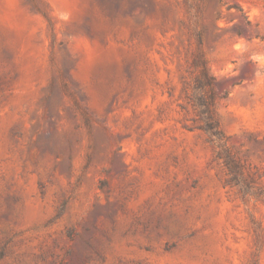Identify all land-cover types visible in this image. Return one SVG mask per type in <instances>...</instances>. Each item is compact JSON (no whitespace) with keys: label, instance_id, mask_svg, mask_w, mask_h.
I'll return each instance as SVG.
<instances>
[{"label":"rangeland","instance_id":"obj_1","mask_svg":"<svg viewBox=\"0 0 264 264\" xmlns=\"http://www.w3.org/2000/svg\"><path fill=\"white\" fill-rule=\"evenodd\" d=\"M0 264H264V0H0Z\"/></svg>","mask_w":264,"mask_h":264},{"label":"trees","instance_id":"obj_2","mask_svg":"<svg viewBox=\"0 0 264 264\" xmlns=\"http://www.w3.org/2000/svg\"><path fill=\"white\" fill-rule=\"evenodd\" d=\"M203 71H204V74L207 78V82L211 83L212 77L210 75H208L206 66L204 67Z\"/></svg>","mask_w":264,"mask_h":264}]
</instances>
